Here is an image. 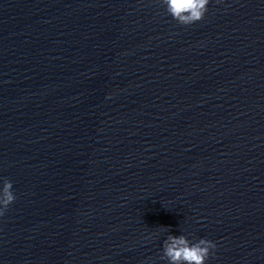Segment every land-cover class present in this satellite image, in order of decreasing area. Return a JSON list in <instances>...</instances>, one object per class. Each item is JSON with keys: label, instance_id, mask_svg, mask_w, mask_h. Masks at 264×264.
Here are the masks:
<instances>
[{"label": "clouds", "instance_id": "clouds-1", "mask_svg": "<svg viewBox=\"0 0 264 264\" xmlns=\"http://www.w3.org/2000/svg\"><path fill=\"white\" fill-rule=\"evenodd\" d=\"M161 2L165 5L166 12L185 26L201 21L209 5V0H161ZM15 199L12 182L3 179L0 187V216L5 214ZM215 248V242L205 238L193 242L185 235L169 234L163 242L160 258L166 260L167 264H206Z\"/></svg>", "mask_w": 264, "mask_h": 264}]
</instances>
